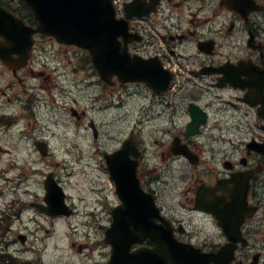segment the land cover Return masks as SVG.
<instances>
[{"label": "flooded vegetation", "instance_id": "obj_1", "mask_svg": "<svg viewBox=\"0 0 264 264\" xmlns=\"http://www.w3.org/2000/svg\"><path fill=\"white\" fill-rule=\"evenodd\" d=\"M112 1L116 17L127 21L121 39L130 53L157 57L171 75L159 92L145 83L112 82L127 96V88H139L142 122L153 120L151 130L160 136L150 151L129 135L141 151V181L164 218L152 231L165 229L188 244L189 255L198 258L193 264H264V0ZM0 6L24 19L32 14L24 0H0ZM57 49L72 65L63 71L85 72L87 53L39 34L26 64L9 67L0 60V96L31 109L40 90L50 87L51 75L37 67L55 60ZM79 81L113 93L93 74ZM149 157L166 161L152 167L153 176L141 170ZM111 185L112 201L109 194L101 200L112 222L120 198ZM141 244L150 246L151 239L135 247Z\"/></svg>", "mask_w": 264, "mask_h": 264}, {"label": "rangeland", "instance_id": "obj_2", "mask_svg": "<svg viewBox=\"0 0 264 264\" xmlns=\"http://www.w3.org/2000/svg\"><path fill=\"white\" fill-rule=\"evenodd\" d=\"M52 54V57L62 65L68 64L63 50L57 49ZM71 67L69 65L66 68L70 70ZM49 69L54 80L57 77L58 80L67 78L71 81L67 82L70 87L65 102H61L58 96V101L54 99L51 95L52 90L59 95L60 92L51 87V83H45L50 87L39 92L42 100L36 108L38 120L34 121L33 118L30 123L29 118H24L11 128L0 127V144L6 149L0 153V218L4 210L12 213L8 228L1 237L0 252L19 257L12 264H25L28 261L31 264H104L107 260L104 253L106 248L101 246L104 250L100 253L101 247L94 250L91 247L104 236L103 224L109 222L107 210L100 206L101 224L90 226L81 219L87 210L95 209L98 197L92 193L93 188L101 189L105 195L109 194L111 201L113 199L110 193L111 186L101 183L107 178L106 174L102 173L105 172L102 154L104 151L110 152L120 147L131 133H135L150 151H155L159 147L155 139L160 136L156 131L148 130L142 140L141 135L134 131L137 117L142 111L140 108L145 103L144 100V103L142 102L145 97L138 91L134 93V90H130L131 95L124 94L120 98L118 87H108L116 91L114 102L109 94H100V99L95 101L91 96V90L72 83H76L77 77L82 78L88 74L90 72L88 68L85 72L78 71L75 75L70 71H61L52 62ZM1 79L0 75V84ZM74 97L77 99L75 106L86 112L81 116V120L70 112ZM9 103L4 98L0 103V109L13 108L8 105ZM109 103L112 104L108 105ZM13 109L20 113L23 108L19 106ZM27 114L32 115V112ZM149 114L152 116L151 112ZM89 118H93L98 127L97 138L94 137L92 129L86 126ZM165 118V114L157 117L158 123L164 122ZM152 123L153 120L148 122L147 128ZM36 137H43L49 141L51 156L44 157L36 150L33 145V139ZM162 164H166V161L149 157L145 168L141 170L146 176L148 167ZM49 171H55L57 177L66 183L74 200L83 196L77 203L76 215L49 220L30 208V201L43 197L45 192L43 180ZM16 200H19L21 205L18 206L17 203L13 206ZM20 233L27 235L24 244L18 238ZM74 241H77L75 248L71 247ZM85 243L88 246L79 253L80 245L85 246Z\"/></svg>", "mask_w": 264, "mask_h": 264}, {"label": "water", "instance_id": "obj_3", "mask_svg": "<svg viewBox=\"0 0 264 264\" xmlns=\"http://www.w3.org/2000/svg\"><path fill=\"white\" fill-rule=\"evenodd\" d=\"M27 2L33 6L36 17L40 21L37 28L25 26L23 20L16 18L14 15L0 7V34L6 37V42L11 44L9 52L15 50H23L25 47H31L33 39L32 35L34 32H44L55 36L59 41L78 44L79 46L89 48L93 54V60L96 67L100 70L101 74L107 78L113 72L118 73L124 79H144L147 80L151 85L155 86V81L150 80L149 76L145 75V72L136 71V64L138 62L132 61L126 63L127 56L121 55L119 52V42L117 40L118 35V22H116V28L113 31L110 25L107 23L113 21V17L110 15L113 10L109 6L108 0H27ZM108 11L109 17L104 22V16L102 13ZM108 26V27H107ZM105 28V29H104ZM105 54L103 56V52ZM7 56V54H6ZM109 57H116L123 60V63L114 66V69H108V62L106 59ZM127 69L132 72V77L125 75ZM144 69V66L142 67ZM145 70V69H144ZM162 78L164 82L168 80V75L162 72ZM135 76L137 78H135ZM126 148H122L116 151L114 154H106L108 163L110 164V170L112 171L113 177L117 180L118 192L122 197L123 201H131L132 199L127 196V193L133 188L138 187L139 183L136 180V171L132 170L128 166H119V162L123 161L120 155H123ZM45 154L46 152L43 151ZM47 196L46 200L49 207H42L36 204L37 208L56 216L58 214H70L67 209V205L64 201V193L62 187L53 178V173L48 175L45 181ZM148 200L152 201L151 198ZM130 207L125 203L121 207V210L115 212L116 223H114V229L107 231V240L114 243V238L111 237L110 231L119 230L118 233L124 235L129 230L123 226L124 223L118 221L120 219L119 214L123 213ZM24 241L25 238L23 237ZM132 240H129V246ZM126 250V242L120 240L116 244V251H114L113 262L120 261L121 264H143L144 259L139 260V256L134 254H127L129 247ZM160 253L151 252L145 254L147 257V264H175V258L172 252ZM129 255V257H128ZM145 257V256H144ZM125 260H129L127 263Z\"/></svg>", "mask_w": 264, "mask_h": 264}, {"label": "trees", "instance_id": "obj_4", "mask_svg": "<svg viewBox=\"0 0 264 264\" xmlns=\"http://www.w3.org/2000/svg\"><path fill=\"white\" fill-rule=\"evenodd\" d=\"M5 229V227H2V230H4Z\"/></svg>", "mask_w": 264, "mask_h": 264}]
</instances>
